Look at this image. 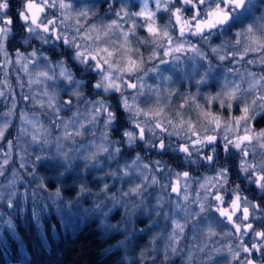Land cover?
Listing matches in <instances>:
<instances>
[{"label": "clouds", "instance_id": "obj_1", "mask_svg": "<svg viewBox=\"0 0 264 264\" xmlns=\"http://www.w3.org/2000/svg\"><path fill=\"white\" fill-rule=\"evenodd\" d=\"M114 2L44 0V31L24 20L20 0L19 31L6 26L14 42L32 44L24 54L35 67L20 66L32 104L21 108L7 151L0 147V264H237L229 247L242 254L249 233L231 235L220 210L237 198L264 205L256 179L264 175V0H165L159 26L169 39L138 35L145 23L125 30L139 11ZM177 8L192 24L216 9L224 17L181 33ZM177 46L179 56L165 55ZM16 107L13 99L9 117ZM257 215L264 207L253 212L255 232L264 230ZM255 232L249 244L264 247Z\"/></svg>", "mask_w": 264, "mask_h": 264}, {"label": "snow or ice", "instance_id": "obj_2", "mask_svg": "<svg viewBox=\"0 0 264 264\" xmlns=\"http://www.w3.org/2000/svg\"><path fill=\"white\" fill-rule=\"evenodd\" d=\"M176 2L179 3V0H176ZM185 2L188 4H192L193 0H185ZM8 3L10 4L9 0H8ZM0 6L7 8L6 4L0 5ZM154 8H155V11L150 9L149 0H142V7L140 8V11L137 13V15L144 18L147 33H149L153 37L161 36L164 39H169V34L166 31L167 26H165V28L162 29L157 23L154 22V17L158 13L157 9H160V12H164L170 9L165 4V0H155ZM45 13H46V7H45L44 0H27V3L25 5V11L23 13V18L26 22L30 21L32 25H36L40 27L41 29H43L44 31H50V28L47 25L40 24L42 14H45ZM17 15H18V18L20 19L21 14L17 13ZM174 16H175V20L177 22L180 32L183 33L184 31L189 30L190 27H196L197 30L199 31H203L205 28H211L215 25L216 22L223 19L224 13L220 11L219 9L213 10L208 13V16L210 17V19H208L206 22H200L199 24H192L190 21H185L183 17L181 16V9L179 8L175 10ZM12 24H13L12 19H8L5 13H0V56L4 58V62L7 65L13 64V61L9 57L7 48L5 47L6 42H10L9 30L7 29L6 26L12 25ZM130 25H131L130 27L131 29H135L137 27V22L133 21L130 23ZM114 26H118V22H114L113 25H110L109 27H114ZM31 31L32 29L29 28V32ZM131 35L132 33L130 31L125 33L124 40L126 44L130 40ZM253 43H255V41H253ZM183 51L184 49L179 46H177L176 48L170 47L166 51L165 55L172 56L173 54H175L179 56ZM32 55L35 56L36 54L33 53ZM109 55H111V53H109ZM28 62H29V58L23 52L16 54L15 63L19 64L25 71H29ZM136 67H138V64L136 63L135 59L130 57L128 70L134 71ZM3 68H4V64L0 65V70H2ZM60 71L62 75L65 74L63 69H60ZM47 75H48L47 72L39 73V76H47ZM39 76L33 81L34 83L40 82ZM3 83L7 84L8 82L7 80H5ZM250 83H252V86L255 87L254 80L251 81ZM109 87H112L111 83L109 84ZM129 87L136 88L137 85L129 82ZM230 95L234 96L235 92L231 93ZM0 96H3V91H0ZM47 101L50 106H54L55 105V95L49 93L47 95ZM243 111L245 113V116L241 117V119H245L247 117L248 109L245 108ZM155 114L160 115V111H156ZM11 115H13L11 110L8 113H5V116H11ZM29 123H32L34 125L35 131L38 132L40 136L43 137L47 135V132L43 128L42 125L37 126L35 125V122H32V121H29ZM64 127L66 129L73 128L72 121L66 122ZM8 128H9L8 120H4L3 123H0V139L2 140L6 139L5 133L7 132ZM140 131L141 133H143V129H140ZM261 135L264 136V134H261ZM250 139L251 137L248 135H245L240 138L241 142L248 141ZM237 146L239 147V144ZM256 179L260 182L261 186L264 187V175H258ZM178 190H179L178 188H173L174 192ZM57 195H59V193H57ZM217 199L219 200L220 197H217ZM262 207H264V205H261V204L254 206V208L250 206H243L240 203L239 198H237V201H235L232 205V209L240 211V209L242 208V221L243 222H241V220L238 218L237 220L239 222H237V220H234L232 211L224 210V209H221L220 211H221V214L224 215L231 223L232 228L234 230L232 231L231 235H234L235 233L243 234L244 232H251V233L255 232V227L253 223L251 222V220L253 219V212L256 211L257 213H259ZM256 219L257 220L264 219V216L257 215ZM177 227H179V225ZM209 234L215 235V232L210 228ZM255 236L259 241L264 242V230L255 232ZM238 243H241V242L238 241ZM241 246L243 248L242 254L238 251H233L231 246L229 247V251L231 252L232 256L237 262H239L240 260H243L244 264H256L257 252H259L261 256L264 257V247H262L261 244L259 243L247 244L244 240L241 243ZM249 256L251 257V259H247V257Z\"/></svg>", "mask_w": 264, "mask_h": 264}, {"label": "rangeland", "instance_id": "obj_3", "mask_svg": "<svg viewBox=\"0 0 264 264\" xmlns=\"http://www.w3.org/2000/svg\"><path fill=\"white\" fill-rule=\"evenodd\" d=\"M121 3H125L128 5L129 7V11L130 12H138L140 11V8L142 7V0H115L113 7L114 8H119ZM154 3L155 0H149V7L151 10L155 11L154 8ZM50 11L49 9H46V13ZM44 14H42L43 16ZM166 13L164 12H158L156 15V20H157V24L161 25L165 22L166 19ZM112 19H119L115 16L111 17ZM137 22V24H144L145 20L143 17H136L134 18ZM122 23V21H121ZM124 29L127 30L128 28L131 27L130 24H125ZM50 31H51V27H50ZM137 34L140 36H147L148 33L146 31V29L144 27H139L137 28ZM131 38V37H130ZM10 40H12V42H10L11 46H8V42H6L5 47L7 48L8 54L10 59L13 61L12 65H8L7 67V84H4L3 81L5 80L4 77V71L3 69L0 70V91H4L5 92V96L0 97V123H3L4 120H11V126L8 128V131L5 133V140L0 141V147H3L5 149V151H7L6 148V144L8 142V140L13 139V136L15 135V129L17 127L18 124V118H19V113L21 108H29L32 104V100H31V94L28 92V75H26L20 68L19 64L15 63L16 60V52L19 50L25 54H27L28 51L31 50L32 48V44H28V45H21L18 44L16 42L13 41L12 37H10ZM33 44H35V46L37 47L39 44L38 42L33 41ZM141 51H143V48L141 49ZM4 58L2 56H0V65H3L4 63ZM34 65L29 67V72H32L34 69ZM23 83L24 84V88L19 87V84ZM8 84L11 85V88L8 87ZM33 87L35 88H39V85H33ZM22 93L24 95H22ZM27 97V98H26ZM15 99L17 102V107L15 109V115L12 117L9 116H5V113L9 112L11 110V101ZM63 115V113H62ZM15 143V142H14ZM15 152V149H14ZM175 195V193L173 194ZM226 210L232 211V209L228 206L227 202L224 205ZM218 215V213H217ZM242 215V213L240 211H237L236 215L233 216L234 220H237V218ZM237 222H239L237 220ZM251 222L253 223L254 227L257 226V222L251 220ZM231 227V226H230ZM219 230V229H217ZM232 231H234L232 229ZM249 233V237L251 236V232ZM239 233H235L234 235H238ZM249 237H245V242L247 244H249ZM238 264V262H237Z\"/></svg>", "mask_w": 264, "mask_h": 264}, {"label": "trees", "instance_id": "obj_4", "mask_svg": "<svg viewBox=\"0 0 264 264\" xmlns=\"http://www.w3.org/2000/svg\"><path fill=\"white\" fill-rule=\"evenodd\" d=\"M17 3V4H16ZM15 4L13 3V2H10V5L13 7L10 11H11V13H12V15H13V17H14V26H13V32L15 33V32H18L19 31V25H20V20H19V18H18V15H17V12H16V9L20 6V3H19V1L17 0V2H16ZM37 47H39V45L37 46ZM46 47V46H45ZM42 50H45V49H42ZM257 223V226H258V224H259V221H256ZM256 226V227H257Z\"/></svg>", "mask_w": 264, "mask_h": 264}, {"label": "flooded vegetation", "instance_id": "obj_5", "mask_svg": "<svg viewBox=\"0 0 264 264\" xmlns=\"http://www.w3.org/2000/svg\"><path fill=\"white\" fill-rule=\"evenodd\" d=\"M19 1V3H20V0H18ZM9 2H13L14 4L17 2V0H9ZM17 4V3H16ZM13 7L11 6L10 7V9H9V11L7 12V16L8 17H11V19L13 20V24H12V28H13V26L15 25L14 23V17H13V15H12V13H11V9H12ZM10 42H12V40H10ZM10 42H8V46H11V44H10Z\"/></svg>", "mask_w": 264, "mask_h": 264}]
</instances>
